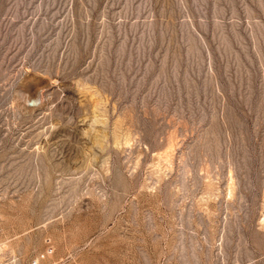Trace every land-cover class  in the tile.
Returning <instances> with one entry per match:
<instances>
[{"label": "rangeland", "instance_id": "obj_1", "mask_svg": "<svg viewBox=\"0 0 264 264\" xmlns=\"http://www.w3.org/2000/svg\"><path fill=\"white\" fill-rule=\"evenodd\" d=\"M0 225L21 264H264V0H0Z\"/></svg>", "mask_w": 264, "mask_h": 264}, {"label": "built area", "instance_id": "obj_2", "mask_svg": "<svg viewBox=\"0 0 264 264\" xmlns=\"http://www.w3.org/2000/svg\"><path fill=\"white\" fill-rule=\"evenodd\" d=\"M10 240L4 235L0 225V264H21V258L12 247ZM30 264H70V262L67 257L55 256V245L51 237H47L44 248L31 260Z\"/></svg>", "mask_w": 264, "mask_h": 264}]
</instances>
